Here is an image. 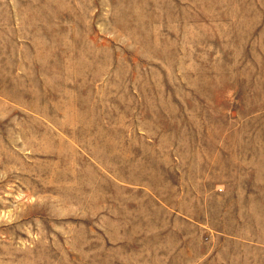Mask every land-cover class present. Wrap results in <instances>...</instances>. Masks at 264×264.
Returning <instances> with one entry per match:
<instances>
[{"label":"rangeland","instance_id":"rangeland-1","mask_svg":"<svg viewBox=\"0 0 264 264\" xmlns=\"http://www.w3.org/2000/svg\"><path fill=\"white\" fill-rule=\"evenodd\" d=\"M0 264H264V0H0Z\"/></svg>","mask_w":264,"mask_h":264}]
</instances>
